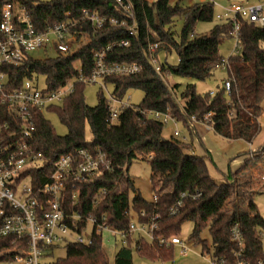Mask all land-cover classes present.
<instances>
[{
  "label": "trees",
  "instance_id": "1",
  "mask_svg": "<svg viewBox=\"0 0 264 264\" xmlns=\"http://www.w3.org/2000/svg\"><path fill=\"white\" fill-rule=\"evenodd\" d=\"M122 1L130 5L134 18L118 5L117 0H0V22L4 4H19L26 9L37 31H46L71 19L78 22L73 30L77 36L76 43L87 38V43L73 53L61 54L43 62L29 57L19 67L4 69L9 73L10 88L20 87L26 79L40 77L45 78L49 90H58L70 81L74 82L73 93L61 105L46 111L56 114L66 125V136L56 134L45 113L37 116L30 145L47 160L46 165L34 174L37 183H43L51 174V163L55 159L79 149L92 152L101 149L110 158L114 170L95 183L82 187L79 204L74 210L81 215L105 216L111 229L126 234L127 245H122L117 252L115 264H134V252L139 258L153 262H165L173 256V247L161 246L157 241L150 242L144 237L134 239L129 234L131 209L139 214V220L143 223H148L154 215L160 216L158 229L155 230L156 238L179 236L182 225L191 222L194 225L193 239L196 243L205 244L200 240V232L209 228L215 255L230 261L235 260L234 253L238 251L231 236V229L237 224L246 243L243 258L253 264L264 262V217L255 199L244 191L250 184L249 178L244 184H238L236 177L250 160L232 177L225 176L218 182L210 176L209 164L212 161L208 155H195L188 150L186 142L174 136L165 139V124L151 116L152 113L171 115L185 124L192 139L198 135L191 125V118L202 120L212 113L213 131L217 136L226 141L251 143L260 132L259 118L263 114L264 26L239 21L241 51L228 58V75L234 80L230 94H226L223 85L213 95H201L197 93L196 85L189 83L181 95L184 103L180 104L176 97L180 85L170 86L158 75L150 61L149 45L159 44L155 56L159 60L161 55L165 56V62H160L164 74L205 81L225 61L220 47L226 39L233 37V24L221 22L209 33L197 35L195 28L198 23H210L214 19L215 5L211 2L204 1L185 8L181 0L175 3L172 0ZM85 11L119 22L125 21L126 26L107 23L96 30L88 21ZM177 19L183 20L180 35H176L173 29ZM133 25L138 31L137 35H131ZM121 42L128 45L118 46ZM110 46L111 50L107 51ZM173 52L179 59L177 66L167 62V57ZM100 53H106L107 64L141 66V72L137 75L105 79V84L113 87L112 94L119 100L131 89H140L144 93L140 105L125 109L115 124L109 121V106L103 94L99 96L98 104L91 107L84 97L87 84L76 81L79 75L76 63H80L83 73L90 74L96 67V55ZM87 125L91 130V141L86 140ZM260 150L264 154V146ZM150 154L154 157L147 162L152 170L151 184L153 194L158 198L156 202L145 200L128 174L135 160H146ZM103 189L107 191V197L95 207V196ZM183 193L201 195L195 200L184 199L180 211L175 215L170 214V209ZM70 196H67L69 212L72 211ZM245 203L247 210H244ZM227 204L230 205L228 208ZM142 213H145V217H142ZM12 241V238L0 239V264H16L19 253L9 251ZM66 248V257L51 264H110L104 250L103 236H95L88 245L70 243ZM54 250V247H48L47 255L51 256Z\"/></svg>",
  "mask_w": 264,
  "mask_h": 264
},
{
  "label": "built area",
  "instance_id": "2",
  "mask_svg": "<svg viewBox=\"0 0 264 264\" xmlns=\"http://www.w3.org/2000/svg\"><path fill=\"white\" fill-rule=\"evenodd\" d=\"M179 1V0H173ZM216 4V0H205ZM118 5L134 18L129 4L117 0ZM88 21L94 29H102L107 23L112 26L125 27L126 22L117 19L101 17L98 14H90L85 11ZM222 22L233 24L232 34L237 39L236 54L241 51L239 40V21H246L258 26H264V4L245 6L243 4H231L223 14L217 15ZM78 22L68 19L46 31H37L25 8L19 4L6 3L2 7L0 22V239L12 238V247L9 251L18 254L16 264H51L50 255H47L48 247L57 248L70 243L91 244L95 236H104L105 232L114 237L122 238V245H127L126 234L111 229L106 223V217H98L95 214L81 215L74 209L79 204V196L84 186L95 183L98 179L112 173L114 167L108 155L101 149L89 151L79 149L75 153L61 156L52 161V171L43 183L38 184L35 172L42 169L47 160L43 154L37 152L31 145L36 130L37 116L48 109L61 105L74 91V82L58 90H49L47 85L42 88L40 79H26L18 88L9 87V73L6 67H19L29 58V53L54 45L60 54L67 55L77 49L76 32L73 30ZM138 31L133 25L131 35H137ZM127 42H121L118 46L126 47ZM159 44L149 45L148 53L151 64L160 77L167 84L169 76L164 74L160 60L155 56ZM111 50V46L107 51ZM235 55V54H234ZM106 53L96 55V67L90 74L82 70L76 81L83 84L97 83L109 77H129L141 72L138 64L121 63L107 64ZM229 68L228 59L222 66ZM233 78L229 77L224 82L226 94H230ZM214 93H212L213 95ZM109 106V121L117 123L120 114L131 105H127L111 94L107 100ZM152 117L165 125L170 121L177 126V119L169 114L152 113ZM212 113L202 120L192 117L191 125L201 124L213 129ZM174 137L186 142L181 137L178 128L174 131ZM181 137V138H180ZM154 155L147 156L146 161H151ZM28 181L21 186L23 181ZM264 182V174L262 175ZM105 189L95 196L94 205L98 207L107 197ZM71 210L67 207L68 198ZM201 194L191 195L183 193L177 204L170 209V214H177L183 207L184 199H197ZM158 200L154 196L153 201ZM130 215H136L137 225L131 221L129 234H138L147 238L150 242L157 241L161 246L178 248L182 256L191 251L187 241L180 236L171 238L155 237L158 229L159 215L151 217L148 223L140 222L139 214L134 210ZM145 217V213L141 214ZM92 227L90 236H84V231ZM232 241L237 245L238 251L234 253V261L227 258L212 257L211 264H253L243 258L246 248L244 235L236 224L231 229ZM263 236V235H262ZM263 261L257 264H263Z\"/></svg>",
  "mask_w": 264,
  "mask_h": 264
},
{
  "label": "rangeland",
  "instance_id": "3",
  "mask_svg": "<svg viewBox=\"0 0 264 264\" xmlns=\"http://www.w3.org/2000/svg\"><path fill=\"white\" fill-rule=\"evenodd\" d=\"M41 2H51L53 0H39ZM205 0H181L182 6L185 8L192 7L196 4L204 2ZM175 3L176 1H173ZM243 4L245 6H256L259 4H264V0H216L214 19L210 23H198L195 28V34L204 35L210 32V30L222 21L217 19V15L223 14L226 9H229L231 4ZM183 28V20L177 19L174 31L176 35H180ZM87 43V38H82L77 43V48L83 46ZM236 37H230L226 39L220 47V54L223 58L228 59L230 56L236 54L237 47ZM264 47V43L262 44ZM60 52L54 45H49L46 48L34 50L29 53V57L36 61H46L48 59H55L60 56ZM166 58L164 55L160 56V62H165ZM167 62L172 66H177L179 59L175 52L167 57ZM77 70H81L80 63H76ZM229 75L226 68L220 67L216 69L210 78L205 81H193L191 79L169 75L168 85L179 84L180 89L177 91V99L180 104H183L182 92L185 86L189 83L196 85V91L198 94L206 95L217 93L218 90L222 89L223 84L228 80ZM41 87L46 86L45 78L40 77ZM113 92V87L111 85H106L102 81L97 83L87 84L84 90V97L86 103L95 107L98 104V98L103 94L105 99H109ZM144 93L140 89L128 90L122 99V102L127 105L138 106L143 99ZM263 114L259 118L260 132L257 137L251 142L246 143L243 141H226L219 136H217L212 128H207V134L199 137H193L191 139L189 130L185 124L181 121L177 123V126L173 122H169L164 126L163 136L165 139H171L176 128L181 132V137L187 138L188 150L193 151L195 155L198 156H209L211 161L209 164V173L212 179L221 182L225 176H231L241 169L246 161L243 159L244 156L249 158L250 162L242 169L241 173L236 176L237 182L244 184L245 180L249 178V186L244 188V191L248 196L255 199L258 206L260 214L264 217V182L262 180V175L264 174V154L260 153V149L264 146V102L262 104ZM46 118L51 122L57 135L66 136L68 134V128L64 125L59 117L54 113L45 112ZM85 136L87 141L92 140V134L90 127L87 125ZM180 137V138H181ZM191 144V145H190ZM190 145V146H189ZM259 153V154H257ZM256 158V159H255ZM253 163V164H252ZM128 174L135 181L136 188L140 191L142 197L147 201H153L154 194L151 184L152 170L149 162L146 160H135L131 167L129 168ZM245 177V179H244ZM28 181H23L21 186L26 184ZM230 205L227 204L228 208ZM247 203L244 204V210H247ZM132 221L137 225L136 215H132ZM193 223L186 222L181 227V232L179 236L187 241V245L190 248V252L186 256L181 255V251L178 248H174L173 256L169 260L163 261H149L143 260L138 257L136 252H134V264H211L210 261L214 256V245L213 238L209 228H205L200 232V240L204 243H196L193 239ZM92 232V227L89 226L83 233L84 236H90ZM262 246L264 251V231L262 233ZM104 250L107 253L109 263L115 264V256L122 246V238L120 236L114 237L111 233H104ZM138 234L134 235V239L139 238ZM147 239V238H146ZM148 240V239H147ZM149 241V240H148ZM67 248L62 245L49 254H52L48 261L54 262L58 259H64L66 257Z\"/></svg>",
  "mask_w": 264,
  "mask_h": 264
},
{
  "label": "crops",
  "instance_id": "4",
  "mask_svg": "<svg viewBox=\"0 0 264 264\" xmlns=\"http://www.w3.org/2000/svg\"><path fill=\"white\" fill-rule=\"evenodd\" d=\"M149 1H152V0H149ZM194 128H195V131H196V133H197V135H198V137L200 138V139H202V136H204L205 134H207V128L208 127H206V126H204V125H201V124H196V125H192ZM187 139V138H186ZM238 141H242V140H238ZM243 142H245V141H243ZM247 143V142H246ZM193 152V151H192ZM245 156V155H244ZM244 156H241V157H243V159H245V161H248L249 160V158H246V157H244ZM253 164V163H252ZM243 168V167H242ZM241 168V169H242ZM240 170V169H239ZM238 170V171H239Z\"/></svg>",
  "mask_w": 264,
  "mask_h": 264
}]
</instances>
